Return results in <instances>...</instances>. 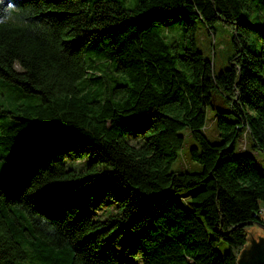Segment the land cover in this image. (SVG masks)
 <instances>
[{
  "label": "trees",
  "instance_id": "trees-1",
  "mask_svg": "<svg viewBox=\"0 0 264 264\" xmlns=\"http://www.w3.org/2000/svg\"><path fill=\"white\" fill-rule=\"evenodd\" d=\"M8 2L21 15L0 23V77L41 101L0 104V158L33 157L0 182V264H237L248 227L264 223V172L238 152L249 136L264 157V0ZM200 24L214 39L232 29L219 72ZM185 128L200 170L171 169ZM69 152L86 168L68 167ZM98 177L90 204L117 205L105 219L76 199Z\"/></svg>",
  "mask_w": 264,
  "mask_h": 264
},
{
  "label": "rangeland",
  "instance_id": "rangeland-1",
  "mask_svg": "<svg viewBox=\"0 0 264 264\" xmlns=\"http://www.w3.org/2000/svg\"><path fill=\"white\" fill-rule=\"evenodd\" d=\"M173 28L174 32H180L181 24L177 20H172L167 24ZM217 35H209L208 28L204 24H200L197 34V42L201 50L210 57L214 62V69L219 72L230 65L231 58L234 55L233 47V32L229 25L218 26ZM253 38V35L251 36ZM220 99V98H217ZM41 101L39 94L24 92L20 85L9 82L0 77V104L11 111L18 110L19 104H27L30 102ZM10 117V114L6 116H0V122L5 121ZM216 113L212 106L208 108V116L206 122V133L210 140L217 142L220 140L219 130L215 123ZM185 135V142L182 149L178 153V157L173 162L171 169L174 171H196L202 168L200 162L193 160L190 155V148L196 145V140L190 134L188 128L181 131ZM240 151H251L256 157V162L259 168L264 172V157L258 150H253L251 146V139L249 136H243L239 140L238 152ZM90 157L80 158L69 152L65 155V162L68 167H74L76 169H85L88 165ZM33 160L31 154H25L21 152L18 156L12 153L3 155L0 158V182H3L10 173L18 170L22 164H29ZM101 182V178L98 177L94 181L88 182L83 185L76 193V199L83 208H88L96 219H105L111 213L116 211V203L110 197L106 196L98 204L91 205L89 200L93 198V201L98 199L97 195L91 196V192L98 189ZM188 191L182 192L181 195H187ZM253 226V225H251ZM250 227V226H249ZM131 232L126 230L124 234L118 240L116 248L120 251L122 245L127 242L130 238ZM219 249L225 253L228 250V244L222 240L218 244Z\"/></svg>",
  "mask_w": 264,
  "mask_h": 264
},
{
  "label": "water",
  "instance_id": "water-1",
  "mask_svg": "<svg viewBox=\"0 0 264 264\" xmlns=\"http://www.w3.org/2000/svg\"><path fill=\"white\" fill-rule=\"evenodd\" d=\"M248 231V243L241 250L237 264H264V223H255Z\"/></svg>",
  "mask_w": 264,
  "mask_h": 264
},
{
  "label": "clouds",
  "instance_id": "clouds-1",
  "mask_svg": "<svg viewBox=\"0 0 264 264\" xmlns=\"http://www.w3.org/2000/svg\"><path fill=\"white\" fill-rule=\"evenodd\" d=\"M0 5H4L2 14H0V23L14 21L21 15V10L13 2L5 5V0H0Z\"/></svg>",
  "mask_w": 264,
  "mask_h": 264
},
{
  "label": "built area",
  "instance_id": "built-area-1",
  "mask_svg": "<svg viewBox=\"0 0 264 264\" xmlns=\"http://www.w3.org/2000/svg\"><path fill=\"white\" fill-rule=\"evenodd\" d=\"M263 217H264V213H263Z\"/></svg>",
  "mask_w": 264,
  "mask_h": 264
}]
</instances>
